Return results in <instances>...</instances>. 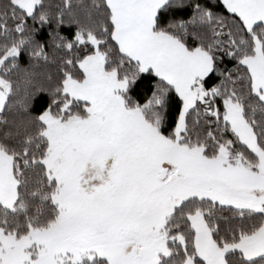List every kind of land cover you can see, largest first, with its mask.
<instances>
[{"label": "snow or ice", "instance_id": "6c2138e0", "mask_svg": "<svg viewBox=\"0 0 264 264\" xmlns=\"http://www.w3.org/2000/svg\"><path fill=\"white\" fill-rule=\"evenodd\" d=\"M0 264H264V0H0Z\"/></svg>", "mask_w": 264, "mask_h": 264}, {"label": "trees", "instance_id": "16d2710c", "mask_svg": "<svg viewBox=\"0 0 264 264\" xmlns=\"http://www.w3.org/2000/svg\"><path fill=\"white\" fill-rule=\"evenodd\" d=\"M44 99L43 98H38L36 101L37 108H39L40 105L44 104Z\"/></svg>", "mask_w": 264, "mask_h": 264}]
</instances>
